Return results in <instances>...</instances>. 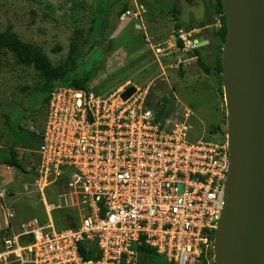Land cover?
I'll return each instance as SVG.
<instances>
[{
  "label": "built area",
  "instance_id": "1",
  "mask_svg": "<svg viewBox=\"0 0 264 264\" xmlns=\"http://www.w3.org/2000/svg\"><path fill=\"white\" fill-rule=\"evenodd\" d=\"M196 35L175 38L192 62L202 41ZM129 86L102 94L52 88L32 164L31 192L41 196L45 216L15 225L0 185V264H140L141 247L169 264H214L227 130L190 141L188 107L175 102L160 114L146 103L149 87L132 86L124 97Z\"/></svg>",
  "mask_w": 264,
  "mask_h": 264
},
{
  "label": "rangeland",
  "instance_id": "2",
  "mask_svg": "<svg viewBox=\"0 0 264 264\" xmlns=\"http://www.w3.org/2000/svg\"><path fill=\"white\" fill-rule=\"evenodd\" d=\"M176 1L185 3L177 4L181 12L178 22L183 32L197 24L207 4L215 12L216 0ZM123 4L134 12L142 5L146 12L137 19L132 16L124 19L119 13ZM174 4L171 0H0V29L11 26L23 41L40 46L54 65L64 62L71 41L77 40L76 63L69 77L91 72L87 87L99 94L113 91L126 81L140 89L149 87L148 105L157 107L166 99L167 105L172 102L174 107L178 102L193 112L190 141L215 140L212 129L226 128L221 73L215 69L218 58L221 59L223 42L213 34L220 21L211 13L213 16L208 21L212 25L195 36L205 34L210 40L203 54L211 67L206 73L197 61H189L191 54L172 52L169 47L166 40H171L169 34L174 37L178 34L173 28L168 30L172 18L169 6ZM191 14H194L192 20ZM135 23H145L147 28H137ZM152 35H157L158 40L149 41ZM155 47H164V55H160V51L156 58ZM180 56L184 61L178 65ZM44 80L33 67L19 63L5 50L0 51V147L8 144L9 137L14 139L21 165L20 168L0 165V185L9 191L15 225L31 216L39 219L45 216L41 196L31 192L32 164L37 159L40 132L46 119L43 101L46 92L35 93V90ZM5 115L10 121H17L22 129L9 135L4 125ZM159 257L164 264H169Z\"/></svg>",
  "mask_w": 264,
  "mask_h": 264
},
{
  "label": "water",
  "instance_id": "3",
  "mask_svg": "<svg viewBox=\"0 0 264 264\" xmlns=\"http://www.w3.org/2000/svg\"><path fill=\"white\" fill-rule=\"evenodd\" d=\"M221 6L229 164L214 264H264V0H221Z\"/></svg>",
  "mask_w": 264,
  "mask_h": 264
},
{
  "label": "trees",
  "instance_id": "4",
  "mask_svg": "<svg viewBox=\"0 0 264 264\" xmlns=\"http://www.w3.org/2000/svg\"><path fill=\"white\" fill-rule=\"evenodd\" d=\"M127 10V5L123 4L120 14L125 13ZM215 14L218 16L220 21L219 28L213 32L214 35L219 36L224 42L226 27H225V16L223 15L221 0H216L215 3ZM79 48V43L77 40H72L70 44V50L68 56L63 63L54 65L46 53L42 50L40 46L35 45L31 42L23 41L13 32L12 27L8 26L4 30L0 29V51L5 50L11 53L19 63L33 67L38 73L44 77L43 84L35 90V93L39 91H45L46 96L44 97V104L47 105L49 93L56 84L69 85L79 89H86L87 82L90 80L92 73L87 72L78 77H69V73L73 71L76 63L77 52ZM195 54L197 55V64L206 73L211 71V67L206 63L203 55L199 52V48H195ZM215 69L218 73L222 72L221 59L218 58L216 62ZM167 100L165 99L159 106L151 108L160 107L159 112L162 113L165 110V114L169 113L173 109L172 102L165 104ZM147 103V100H146ZM47 111V108H46ZM4 125L7 126L9 130V135L13 132H19L22 128L16 121H10L9 116L5 115ZM15 141L12 138H8V144L0 147V165H6L8 167L20 168L19 159L17 152L14 149ZM156 262V264H164L161 258L155 254L152 249L147 247L140 248V264H151Z\"/></svg>",
  "mask_w": 264,
  "mask_h": 264
},
{
  "label": "crops",
  "instance_id": "5",
  "mask_svg": "<svg viewBox=\"0 0 264 264\" xmlns=\"http://www.w3.org/2000/svg\"><path fill=\"white\" fill-rule=\"evenodd\" d=\"M173 1V3H175L174 4V6H169V9L171 10L170 11V14H171V16H172V18H170L171 19V21L170 22H168V25H169V28H168V30L169 29H171V28H173L178 34H179V32L180 31H182L183 32V30H182V26H181V24L178 22V16L181 14V12H180V9L179 8H177L178 6H177V4L178 5H181V4H185V3H180L179 1H176V0H171V2ZM184 2H189V3H191V0H183ZM190 6V5H189ZM172 7H175V8H172ZM137 9V11L136 12H134V11H131V10H129L130 11V14H127V15H125V18L127 17V16H132V17H134V19H137L138 17H139V15H141V13H145L146 12V10H145V8L142 6V5H140L139 7H137L136 8ZM209 10V11H208ZM127 11V10H126ZM169 10H167V12H168ZM212 11V12H211ZM211 13H215V12H213V8L210 6V4L208 5L207 4V6H206V10H205V14L201 17V18H199L198 20H197V24L196 25H192L191 26V28H189L187 31H185V32H196L197 34H199L200 32H203V31H205V30H207L211 25H212V23L211 22H209L208 20H211V18H212V16L213 15H211ZM214 15H216V14H214ZM151 17H152V15H151ZM193 17H194V14H191L190 15V19L192 20L193 19ZM124 18V19H125ZM216 19V18H215ZM130 20H131V18H130ZM154 22V21H153ZM126 24H128V22H126ZM136 24V27L137 28H142L143 26H145L146 27V25H145V23L143 24V23H141V24H138V23H135ZM147 28V27H146ZM214 32V31H213ZM178 34H177V36H178ZM156 36L157 35H152L151 37H149V41L150 40H158V39H155L156 38ZM176 36V37H177ZM176 37H174L173 35H170L169 34V36H168V38H171V40L170 39H166V40H169V47H171V49H172V52H177L178 53V51H179V49L177 48V46H180L181 45V41L180 40H177V42H176V44H175V38ZM198 37V39L199 40H202L200 43H204V42H206L207 41V43H205V45H203V46H200V47H198L199 48V52L203 55L204 54V51H206V49L208 48V46L210 45V40H208V37L204 34V35H199V36H197ZM203 37H205L207 40L205 41L204 39H202ZM160 38V37H159ZM200 43H198V44H200ZM162 50H165V48L164 47H155V52H154V55L156 56V58H158V54L157 53H159L160 51V55H164L163 53H162ZM158 51V52H157ZM179 52H181V51H179ZM162 53V54H161ZM166 54V53H165ZM197 56V55H196ZM181 57V56H180ZM178 65H181V64H178ZM177 65V66H178ZM127 83H129V81H126L125 83H123V84H121V85H125V84H127ZM120 85V86H121ZM129 87H132V86H129ZM134 87V86H133ZM147 88V87H146Z\"/></svg>",
  "mask_w": 264,
  "mask_h": 264
},
{
  "label": "bare ground",
  "instance_id": "6",
  "mask_svg": "<svg viewBox=\"0 0 264 264\" xmlns=\"http://www.w3.org/2000/svg\"><path fill=\"white\" fill-rule=\"evenodd\" d=\"M259 260H264V252H262V254L260 255V259Z\"/></svg>",
  "mask_w": 264,
  "mask_h": 264
}]
</instances>
